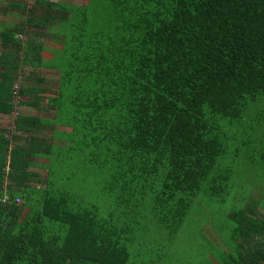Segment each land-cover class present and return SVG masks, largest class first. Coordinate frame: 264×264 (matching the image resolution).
<instances>
[{
    "label": "trees",
    "instance_id": "obj_1",
    "mask_svg": "<svg viewBox=\"0 0 264 264\" xmlns=\"http://www.w3.org/2000/svg\"><path fill=\"white\" fill-rule=\"evenodd\" d=\"M0 4L19 17L0 29V113L28 132L0 124V264H129L141 219L173 235L204 186L251 195L216 170L234 148L262 186L209 263L264 264V0ZM27 67L57 71V87L38 91L50 83ZM44 95L52 119L26 110Z\"/></svg>",
    "mask_w": 264,
    "mask_h": 264
},
{
    "label": "rangeland",
    "instance_id": "obj_2",
    "mask_svg": "<svg viewBox=\"0 0 264 264\" xmlns=\"http://www.w3.org/2000/svg\"><path fill=\"white\" fill-rule=\"evenodd\" d=\"M2 3L7 4L9 0H0ZM34 0H28L33 3ZM56 1V0H49ZM73 4L82 5L85 0H62ZM27 2V0H25ZM13 22H18L13 21ZM18 36L20 39H25L24 36ZM48 63V60H47ZM48 70V71H46ZM55 70L42 69L39 67H27L28 74H37L41 78H49L48 83H40L35 80L36 87H57L59 73ZM50 76V77H49ZM53 79V80H52ZM52 80V81H51ZM42 86V87H41ZM26 100V98H24ZM36 116V115H35ZM51 117H54L51 112ZM2 125L9 120L1 117ZM6 120V121H5ZM5 126V125H4ZM236 148L232 153L228 154L227 158H221V165L216 169L222 170L225 167H231L238 171V176L241 177L239 183H245L249 187V192L238 186L232 193L222 201L219 197H210L209 192L204 186L200 194L194 201L192 208L189 210L188 215L183 220L179 232L173 235L169 231L165 233L164 229L157 228V223L153 216L141 219L142 223L149 228L148 236L143 242L142 252L139 256H134L129 264H210L211 259H215L221 255L224 249V244L231 236V231L234 228V221L230 218L231 212L234 209H240L243 206L241 198L245 195L252 196V189L255 181L258 187H261L262 177L258 176L262 172L254 173L251 171L249 163L244 159L238 160L235 156ZM259 155V153H258ZM248 166V167H247ZM70 172V171H68ZM66 172L67 174H70ZM43 179L47 176V171H42ZM237 178V176H236ZM238 180V178L236 179ZM235 180V181H236ZM76 192L81 193V189L76 186ZM90 188L89 191H91ZM253 197L259 199L261 194L258 191H253ZM225 240V241H224ZM223 242V243H222ZM228 242H232L229 238Z\"/></svg>",
    "mask_w": 264,
    "mask_h": 264
},
{
    "label": "crops",
    "instance_id": "obj_3",
    "mask_svg": "<svg viewBox=\"0 0 264 264\" xmlns=\"http://www.w3.org/2000/svg\"><path fill=\"white\" fill-rule=\"evenodd\" d=\"M2 4H4V3H2ZM4 5H7V4H4ZM17 20H19V17L17 18V15H14L13 16V15L10 14V12L9 13H6L4 11V8L0 7V29H3V30L5 29L6 30L8 28H11L10 26L15 23L13 21H17ZM3 41L4 40H2L1 34H0V55H1V52L3 50V47H6L5 46V43ZM46 71H48V70H46ZM58 80H59V76H58ZM27 100L28 99L26 98V101ZM43 102L44 103H42V105H40L39 110H35L32 107L30 108L29 106H27L28 109H26V110L29 111L30 113L33 112V115L34 116L36 115L35 117H42V118H46V119H52L53 117L50 116L51 115V111L48 108L49 107L48 106V99H47L46 95H44ZM26 114H28V112H26L25 115ZM1 117H3V118L6 117L9 120V122H7V123L5 122V124H4L5 127H7V129H8V134H7V138L8 139H12L15 134H18L19 136L21 135L22 137L25 136L26 134L28 135V132H22V131L21 132H18V130L15 129V125H13L14 124V119L12 117H10L9 115H6L5 116V114L0 113V118ZM0 121H2V120H0ZM0 124H2V123L0 122ZM67 130H69V129H67ZM34 134H36V135H42L43 137H48L49 136L48 137L49 139L52 137V133H50L49 130L46 131L45 129H40L37 132H35Z\"/></svg>",
    "mask_w": 264,
    "mask_h": 264
},
{
    "label": "built area",
    "instance_id": "obj_4",
    "mask_svg": "<svg viewBox=\"0 0 264 264\" xmlns=\"http://www.w3.org/2000/svg\"><path fill=\"white\" fill-rule=\"evenodd\" d=\"M19 92H20V85H16L14 88V94L17 101H19V99L21 98Z\"/></svg>",
    "mask_w": 264,
    "mask_h": 264
}]
</instances>
